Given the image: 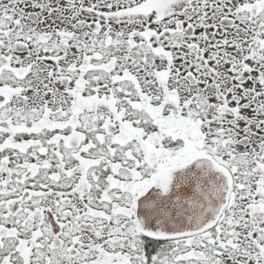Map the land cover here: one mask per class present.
I'll return each mask as SVG.
<instances>
[{
    "label": "snow or ice",
    "instance_id": "obj_1",
    "mask_svg": "<svg viewBox=\"0 0 264 264\" xmlns=\"http://www.w3.org/2000/svg\"><path fill=\"white\" fill-rule=\"evenodd\" d=\"M0 264H264V0H0Z\"/></svg>",
    "mask_w": 264,
    "mask_h": 264
}]
</instances>
